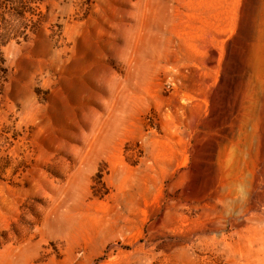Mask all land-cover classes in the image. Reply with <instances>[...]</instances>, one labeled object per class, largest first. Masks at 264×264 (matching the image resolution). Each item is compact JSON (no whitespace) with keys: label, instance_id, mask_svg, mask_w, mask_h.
I'll list each match as a JSON object with an SVG mask.
<instances>
[{"label":"rangeland","instance_id":"1","mask_svg":"<svg viewBox=\"0 0 264 264\" xmlns=\"http://www.w3.org/2000/svg\"><path fill=\"white\" fill-rule=\"evenodd\" d=\"M0 264H264V0H0Z\"/></svg>","mask_w":264,"mask_h":264},{"label":"trees","instance_id":"2","mask_svg":"<svg viewBox=\"0 0 264 264\" xmlns=\"http://www.w3.org/2000/svg\"><path fill=\"white\" fill-rule=\"evenodd\" d=\"M0 62H3V61H1V59H0Z\"/></svg>","mask_w":264,"mask_h":264}]
</instances>
